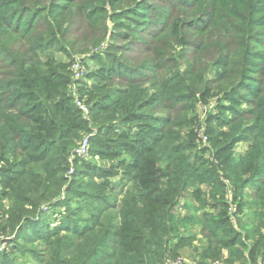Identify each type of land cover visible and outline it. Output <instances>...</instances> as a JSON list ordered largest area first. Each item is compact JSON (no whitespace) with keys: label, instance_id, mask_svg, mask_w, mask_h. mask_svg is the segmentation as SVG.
<instances>
[{"label":"trees","instance_id":"obj_1","mask_svg":"<svg viewBox=\"0 0 264 264\" xmlns=\"http://www.w3.org/2000/svg\"><path fill=\"white\" fill-rule=\"evenodd\" d=\"M209 1L225 6L235 0ZM24 4L43 5L35 10V19L36 14H47L55 20L47 23L49 33L34 37L40 43L27 42L28 53L12 57L0 42L3 54L11 59V68L14 67L6 69L0 79V163L6 165L2 171L5 188L0 197L9 198L12 204L7 221L12 225L20 220L27 224L19 238L29 245L42 244L40 251L31 253L37 261L35 264H165L167 256L176 257L183 246L184 239L180 237L183 225L192 226L198 234L212 240L215 246L212 245L210 254L215 257L221 244L226 249L232 245L226 246L222 238L233 233L227 215L220 211L216 216L201 213L180 217L175 212L178 213L182 195L189 187L204 185L209 189L203 193L197 189L193 207L185 203L184 210L204 212L210 207L204 200L208 194L215 206L221 204L225 208L226 186L222 179L229 181L236 195L251 190L254 212L261 227L264 222V43L251 44L249 35L255 36L254 30L260 25L243 7L235 13L240 16L236 19L238 23L228 17L232 36H226L218 51L221 54L214 61L217 73L210 81L220 86L213 89L224 94L232 107L228 110V120L217 116L207 121L210 150H204L200 159L195 158L197 163H193L189 151L196 144L183 129L187 125L185 119L179 118L185 107L174 106L175 92L180 89L192 94L187 101H193L198 91L192 92L190 88L198 87L200 80L186 74L190 82L179 85L172 81L173 75L170 78L167 73L161 74L167 67L156 69L152 80L142 78L135 69L108 64L102 83L88 92L89 96L101 93L91 108L93 123L98 128L91 146L101 158L113 160L125 152L131 156L128 162L121 161L110 169L76 159L72 181L68 183L69 158L75 154L81 136L90 129L63 91L69 83L66 72L57 65L52 66L51 61L37 60L48 47V44L42 45L44 37L56 40V30L66 32L62 30V18L68 11L77 7L82 19L92 25L96 24L99 13L93 7L82 9L66 0ZM250 11L252 15L264 17V9ZM215 21L216 16L209 23ZM210 24L199 27L198 33L206 34ZM194 51L197 58H202L207 47L202 45ZM97 56L100 58L94 56L95 62L99 59L100 63L107 64L106 60L114 63L109 52ZM220 57L224 60L218 61ZM240 58L244 59L245 67L238 71ZM146 70L152 71L149 67ZM239 85L246 90L240 96L237 95ZM12 87L18 90H10ZM235 96L250 109L245 113L236 111L235 105L239 102ZM165 103H169L168 110L178 114L160 119L146 111L153 104ZM246 115H250V120L245 119ZM142 122L145 123L137 125ZM134 125L141 127L131 135L130 128ZM109 136L113 138L108 139ZM237 144H246L242 156L232 152ZM206 152L213 153L211 160L204 159ZM120 167L125 168L124 174L114 183L110 178L118 175L115 169ZM64 193V199L71 196L84 205L77 213H59L58 217L54 215L53 223L46 222L44 212L55 209ZM238 205L239 212L247 208L243 203ZM44 206L50 207L42 211ZM38 215L42 223L30 221ZM259 249L264 251V245Z\"/></svg>","mask_w":264,"mask_h":264},{"label":"rangeland","instance_id":"obj_2","mask_svg":"<svg viewBox=\"0 0 264 264\" xmlns=\"http://www.w3.org/2000/svg\"><path fill=\"white\" fill-rule=\"evenodd\" d=\"M38 1L41 0H0V42L5 47L4 50H7L12 57L28 53L29 48L26 44L29 40L40 43L41 40L34 38L39 33L40 35L49 33L47 23H51L54 17L47 14H36L38 17L35 19V10L43 6L42 4H33ZM66 1H72L75 6H80L82 9L93 7L99 13L96 24L92 25L82 19L77 7L73 11H68L62 18V22H64L62 30L66 32L56 30L55 37L58 42L45 39L44 37L42 45L48 44V47L42 55L46 57L42 58L41 55L37 60L40 63L51 61L52 66L57 65L65 71L69 76V83L65 90L63 89L66 97L68 96L74 104L75 99L72 95L74 94L90 109V114L87 117H83L80 112L81 118L88 122L90 131L87 134H83L76 144V148H79L83 141L88 138V156L86 158L75 157L74 159H80V163H91L98 167L110 169L112 166H118L121 161L128 162L131 156L130 153L125 152L119 158L113 160L101 158L96 152V148L91 146V141L98 132V128L92 120L91 108L101 93L89 96L88 92L92 91L94 86L102 83V77L104 72L108 70L109 64L114 66L124 65L126 68L135 69L142 78L147 77L152 80H154L153 74L156 73V69L167 67V70L162 71L161 74L167 73L170 78L173 75L172 81L179 85L182 82H190L186 74L201 81L198 87L190 88L192 92L198 91L193 101H187V98L192 94H189V92L183 93L181 89L175 92L176 96L173 98L176 100L175 107L179 105L185 107L183 115H179V118L180 120L185 119L187 125L183 129L186 134H190V140L196 144V148L190 150L189 153L193 156V163H197L195 161L198 160H195V158L198 156V159H200L204 150H210L207 134L209 124H207V121L211 117L215 118L217 116H221L225 120L230 118L228 110L232 107L231 102L226 100L224 94L218 89H213L219 88L220 83L214 85L210 81V79L216 78L217 68L214 65V61L221 54L218 51L221 50L226 36L228 38L232 36V32L229 31V24H227V21H231L228 17L231 16L230 19L238 23L236 19H239L240 16L235 15V13L243 7L248 16L252 20L255 19L254 21L260 25V28L254 30L255 36H253L254 34L249 35V38L252 37L251 44L264 43V17L262 14L252 15V11H250V9L253 11L264 9V0H256V2L254 0H235L225 6L216 5L209 0H203L201 3H198V0ZM25 2L33 5L24 4ZM9 6L11 8L7 11L6 8ZM26 9L29 12H26ZM10 11L12 12L9 13ZM214 16H216V21L210 24V19ZM38 23L40 25H37ZM206 24L211 25L209 31L204 35H200L198 33L199 27L203 28ZM202 45L207 47V53L202 58H197L194 50L202 47ZM4 50L0 47V79L4 77L6 69H14V67L11 68L10 66L11 59L3 54L2 51ZM106 52L110 53V61H114V63L107 60V64L100 63L101 60L99 61V59L97 62L94 61V56L99 57L97 54L105 56ZM166 59L169 60L165 62ZM223 60L224 58L220 57L218 61ZM77 61L84 62L82 67L84 68L85 76L82 81L74 83L72 82L71 69ZM148 67L152 70L151 72L146 70ZM244 67L245 61L240 58L238 71L243 70ZM119 69L123 71L120 67ZM255 77L258 79L259 75ZM262 77L264 79L263 75ZM229 79L235 80V78ZM253 85L255 86L256 84ZM208 87L210 88L209 90L207 89ZM237 88L239 89L238 96L246 92L243 85H239ZM10 90L18 89L12 87ZM151 93L152 90L148 93L147 101ZM204 95L208 96L203 98ZM238 96L234 98L238 99L239 102L235 105V109L245 113L250 107L242 103ZM181 99L184 101L181 102ZM168 106L169 103L161 106L153 104L146 111H150L157 118L169 119L178 113L168 110ZM245 119L250 120V115H246ZM143 123L145 122L137 125H143ZM137 125L132 126L130 128L132 129L131 133H128L131 135L136 134L137 129L141 127ZM107 138L112 139L113 137L109 136ZM119 140H122V138L120 137ZM245 147L246 144H237L232 147V152L234 151L233 153L236 156L239 153L242 156L245 152ZM203 157L211 160L213 153L206 152ZM4 167L6 165L0 163V193L5 188L2 182L4 181L2 173ZM74 167V163L70 164L69 170L72 168L74 171ZM69 170L66 173L68 183L72 181V175H69ZM124 170L125 168L123 167L115 169L118 175L110 178L111 181L116 183L120 180ZM222 180L226 186L224 188L225 196L223 201L225 208L221 204L215 206L214 199L208 194L204 199L210 205L207 210L197 213L191 210H184L183 205L185 203V205L193 207L191 203L197 189L202 193L209 189V187L204 185L199 188L189 187L182 195L178 213H175L180 217L184 215H200L201 213L216 216L220 211L225 213L229 219L228 226L233 228H231L233 233L227 236L222 235V238L225 239L226 246H230L232 243L231 247L226 249L221 244L218 247V255L213 257L210 254L212 251L210 249L215 246L213 241L207 240L205 236L198 234L193 230L192 226L183 225L180 231V237L184 239L183 246L176 257L168 255V258L164 260L165 264L168 261L169 263L174 261L173 263L175 264H264V251L259 249L260 246L264 245V222L259 227L258 216L254 212L256 207H253L250 197L251 190H245L244 195H236L237 193L235 192L234 194L229 181L226 179ZM64 196L65 193L62 194L60 201L57 202L56 208L58 209L53 208L47 211L50 206L41 208L42 211H47L44 212L46 222L53 223L54 215L58 217L59 213L64 214L70 211L77 213L81 205H84L80 200L71 196H66L64 199ZM196 196L201 199L200 194ZM234 197L236 198L234 199ZM8 199L0 197V263L35 264L37 261L31 253L40 251L42 244L36 242L33 245H29L26 244L25 240L19 238L20 231L23 228H27V224L22 220L13 225L7 221L9 210L12 207ZM240 203L247 205V208L243 207L244 205L241 206V210L242 207L244 208L241 212H239L240 207L238 208ZM83 215L86 217L85 214ZM30 221H34V224L42 223V218L38 215L37 217H32ZM34 247L38 248L35 249Z\"/></svg>","mask_w":264,"mask_h":264},{"label":"built area","instance_id":"obj_3","mask_svg":"<svg viewBox=\"0 0 264 264\" xmlns=\"http://www.w3.org/2000/svg\"><path fill=\"white\" fill-rule=\"evenodd\" d=\"M83 61H77L73 64L72 69H71V74H72V82L78 83L84 79L85 76V71L84 68L82 67ZM75 93V91H74ZM74 97V106L81 112L83 117H87L90 114V109L88 106L84 104L83 101H81L78 96L72 94ZM89 152V140L88 138L83 141V143L80 145L79 148H76L75 154L72 156V158L69 160L70 164L72 165L75 161V157L77 158H86L88 156ZM74 171L71 168L69 170V175H73ZM174 262V261H173ZM173 262H170L169 264H175Z\"/></svg>","mask_w":264,"mask_h":264}]
</instances>
